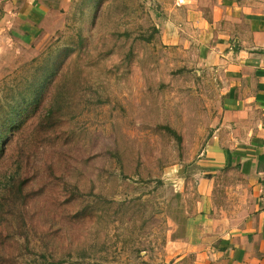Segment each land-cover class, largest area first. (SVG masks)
Wrapping results in <instances>:
<instances>
[{"label":"rangeland","instance_id":"obj_1","mask_svg":"<svg viewBox=\"0 0 264 264\" xmlns=\"http://www.w3.org/2000/svg\"><path fill=\"white\" fill-rule=\"evenodd\" d=\"M176 1L72 0L0 46V264H167L205 224L220 80L163 41Z\"/></svg>","mask_w":264,"mask_h":264},{"label":"crops","instance_id":"obj_2","mask_svg":"<svg viewBox=\"0 0 264 264\" xmlns=\"http://www.w3.org/2000/svg\"><path fill=\"white\" fill-rule=\"evenodd\" d=\"M180 1L181 16L168 15L162 39L193 46L216 72L219 117L195 160L194 214L207 219L196 236L172 243L178 250L167 264H264V0ZM71 2L0 0V35L10 34L0 46L11 36L33 42L46 18ZM223 175L231 181L221 193Z\"/></svg>","mask_w":264,"mask_h":264},{"label":"trees","instance_id":"obj_3","mask_svg":"<svg viewBox=\"0 0 264 264\" xmlns=\"http://www.w3.org/2000/svg\"><path fill=\"white\" fill-rule=\"evenodd\" d=\"M39 89H40V85H39Z\"/></svg>","mask_w":264,"mask_h":264}]
</instances>
